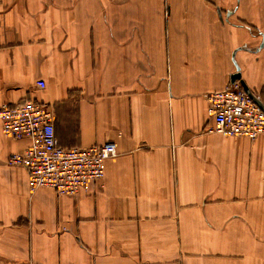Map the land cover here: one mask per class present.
I'll return each instance as SVG.
<instances>
[{
	"label": "crops",
	"instance_id": "0c3cea01",
	"mask_svg": "<svg viewBox=\"0 0 264 264\" xmlns=\"http://www.w3.org/2000/svg\"><path fill=\"white\" fill-rule=\"evenodd\" d=\"M234 74L264 104V0H0V106L118 152L92 192L31 193L0 122V264H264V135L204 133Z\"/></svg>",
	"mask_w": 264,
	"mask_h": 264
},
{
	"label": "built area",
	"instance_id": "2783aa9c",
	"mask_svg": "<svg viewBox=\"0 0 264 264\" xmlns=\"http://www.w3.org/2000/svg\"><path fill=\"white\" fill-rule=\"evenodd\" d=\"M44 89L45 83L38 82ZM211 123L208 135L255 140L264 135V109L244 89L240 81L206 94ZM1 133L6 138L27 139L30 146L8 158L11 167L27 171L30 192L49 188L58 196L75 197L92 192L106 176V162L118 156L114 143L99 147L65 148L59 145L55 112L50 104L32 100L0 106Z\"/></svg>",
	"mask_w": 264,
	"mask_h": 264
},
{
	"label": "water",
	"instance_id": "95a60500",
	"mask_svg": "<svg viewBox=\"0 0 264 264\" xmlns=\"http://www.w3.org/2000/svg\"><path fill=\"white\" fill-rule=\"evenodd\" d=\"M235 81H240L242 86L244 87L245 91L255 99L256 103L260 105L264 109V104L261 103L259 100H257L251 93V91L248 89V87L245 85V83L241 80V75L240 74H234L231 76V82L234 83Z\"/></svg>",
	"mask_w": 264,
	"mask_h": 264
}]
</instances>
